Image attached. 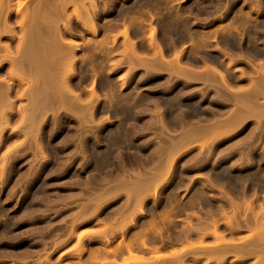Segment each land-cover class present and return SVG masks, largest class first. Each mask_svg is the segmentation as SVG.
<instances>
[{
  "label": "rangeland",
  "instance_id": "rangeland-1",
  "mask_svg": "<svg viewBox=\"0 0 264 264\" xmlns=\"http://www.w3.org/2000/svg\"><path fill=\"white\" fill-rule=\"evenodd\" d=\"M87 1L71 92L8 76L25 26L0 1V264H264V0Z\"/></svg>",
  "mask_w": 264,
  "mask_h": 264
},
{
  "label": "bare ground",
  "instance_id": "bare-ground-1",
  "mask_svg": "<svg viewBox=\"0 0 264 264\" xmlns=\"http://www.w3.org/2000/svg\"><path fill=\"white\" fill-rule=\"evenodd\" d=\"M0 1H2V0H0ZM74 1H76V0H41L40 3H38L37 6H35L33 13L30 11L31 12V14H30L28 11L27 12L25 11L26 13L20 12L19 7L23 4L24 0H18V8L16 9L15 13L20 14V21H19L18 25L21 28H23V26H25L24 27L25 28V30H24L25 34L23 35V36H25V41H24V45H23L24 56H22V58H20V62L18 64L16 63L15 58L9 57V59H8L9 68H8V72H7L9 77H12L18 70H22L23 61L25 59H27L29 67L32 70L30 72L33 73L35 76L43 77V79H44V77L49 76V78L51 79V78L55 77L56 73H57V75L58 74L59 75L64 74L60 77H58L59 75L58 76L56 75L58 78H60V80L63 78L62 83H64V84L62 85V83L60 82L61 83L60 87H61V89L63 87V89L66 88L67 91H69V90H70V92L72 91L70 89L71 87L69 86L68 81H69L70 77L75 74V64H76V60H77V58L75 57V51H76L75 48L76 47L74 46L73 43H69V44L66 43L67 47L66 46L64 47L62 45V44H64V42H63V38H62L61 28H63L66 32H69L67 21L70 19V16L73 15L76 18V20L80 22L82 27L87 29V31L89 32L90 35H92L93 37H96L98 34V30L91 23V19H90L91 17L88 14L89 9H88V11H86L87 10L86 7H88V6L83 5L84 1H86V0L82 1L83 4L80 3V4H78V6H76ZM77 1H80V0H77ZM88 1H89V3H87V4L89 5V8L91 9L93 7V9H94V0H88ZM4 5L0 4V24H2L1 28H3L7 32L8 35L13 36L14 34L11 30H9V27H8L9 25L7 22V16H8V13L10 12V10L7 7L8 8L7 12L2 13L4 10L3 7H5ZM79 5H83L86 8L84 16H82V14H81L82 11H80L83 6L80 8ZM68 7H71V9H70L71 15L67 13ZM93 9H91V10L93 11ZM82 10H84V8H82ZM46 26L50 27L49 30L43 29V27H46ZM27 27H28V29H26ZM3 34H5V33H3ZM121 35L125 40L128 39L127 28H125V27L123 28ZM114 38L115 37H113L112 42L114 41ZM125 40H124V46H125V43L128 42L129 39L126 42H125ZM129 42H131V41L129 40ZM21 43L22 42L19 41L20 45H22ZM131 43H129V44H130V47L132 48L133 44H131ZM101 44H105L104 39L101 41ZM19 47H21V46H19ZM127 47H129V45L126 46V48ZM130 47L128 50H130ZM0 48H2L6 54L8 53L10 55V51H9L8 46H1L0 45ZM1 62H2V59H0V63ZM234 62H235L234 60L228 59V65L229 66L234 64ZM60 69H61V71H60ZM260 69H261V74H262L263 78L258 84L256 83V84L252 85L253 86L252 89H254L258 92L264 91V66L261 65ZM212 70H213L212 71L213 73H216L220 76L223 83H226L224 80V77L221 74H219L214 69H212ZM62 71H63V73H62ZM28 78H30V77H28ZM30 81H32V80H30ZM33 83H35V81L31 82V84H33ZM44 84H45V82L42 83L43 87H44ZM32 88H30L31 89L30 93L33 92ZM35 88L36 87H34V93L30 94L31 104H32L34 109L36 106V98H38L37 96L39 95L37 93V91H38L37 88H39L38 85H37V88L36 89ZM9 91H10L9 86H7V87L5 86V89L2 90L1 94L5 99L9 98V96H8ZM38 92H40V91H38ZM74 95L76 96V100H78L77 99L78 95H76L75 93L73 94V96ZM92 95L94 97H96V99L98 98L95 95V93H92ZM248 96L249 95H246V97H248ZM255 96H256V94H255ZM247 105L248 104H246V106ZM251 107L255 108V105H252ZM248 108H249V106H248ZM253 111H255L254 113H258V110L253 109ZM236 117H235V119H236ZM239 117H240V115H239ZM239 117H237L239 120H240V118H243L242 116L240 118ZM238 119H236V120H238ZM206 145H207L206 143H205V145H204V143L203 144L201 143V144H198V147L203 148V146L205 147ZM211 235H213L214 237L219 236L215 230H214L213 234L211 232ZM122 245L124 246V243H122ZM125 246H126L125 248H127L128 251L132 250L131 249L132 246L129 245V243H126ZM130 246H131V248H130ZM106 250H108V249H106ZM149 250L150 249H148V251ZM113 251L114 250H110V252H113ZM114 253H115V251L113 252V254ZM154 253H155V251H154ZM153 258L160 259V258H163V256H161L159 254H155ZM103 263H105V262H102V264Z\"/></svg>",
  "mask_w": 264,
  "mask_h": 264
}]
</instances>
